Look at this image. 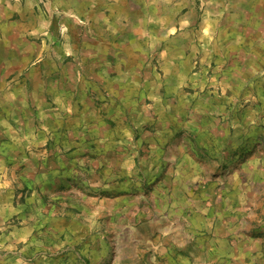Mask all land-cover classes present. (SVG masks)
<instances>
[{
    "label": "crops",
    "instance_id": "1",
    "mask_svg": "<svg viewBox=\"0 0 264 264\" xmlns=\"http://www.w3.org/2000/svg\"><path fill=\"white\" fill-rule=\"evenodd\" d=\"M243 1L228 42L197 43L211 51L208 72L203 62L193 71L188 32L162 24L152 39L146 19L125 33L90 37L88 69L76 57L66 61L73 75L61 68L64 57H52L48 70L46 59L22 47L24 36L0 35V139L22 152H1L0 162L18 161V179L43 184L46 140H72L81 130L84 145L115 151L116 175L99 187L98 203L79 208L85 217L72 219L73 243L86 237L89 252L69 250L66 262L58 253L52 264L264 262V0ZM174 62L182 67L161 70ZM49 75L59 86L45 88ZM49 130L58 132L49 139ZM29 161L36 162L31 172L22 167ZM29 188L0 187V264L42 259L16 246L22 227H3L9 209L27 210L28 198L14 195ZM94 211L105 215L110 234H95L86 221Z\"/></svg>",
    "mask_w": 264,
    "mask_h": 264
},
{
    "label": "rangeland",
    "instance_id": "2",
    "mask_svg": "<svg viewBox=\"0 0 264 264\" xmlns=\"http://www.w3.org/2000/svg\"><path fill=\"white\" fill-rule=\"evenodd\" d=\"M248 4L243 0H0V35L18 38L24 36L26 43L22 47L30 48L34 56L39 55L43 60L46 59L48 70L53 68L52 57H64L61 68L64 67L68 75H73L74 65L66 64V61L76 57L86 66L84 70L88 69L86 59L84 60L85 51L92 50V46L94 50L96 45L90 37H100L102 32L125 33L124 31L134 27L137 21L146 19L148 35L153 37L152 39H156V31L162 24L168 27V31L176 32L175 27H180L179 30L188 32L190 43L193 45L189 54L197 61L191 62L193 71L203 62L208 72L211 51L203 50L201 46V49L197 50V43L211 47L214 41L228 42V24L236 19L242 20L246 12L245 6ZM204 57L206 59L202 60ZM199 58L201 62H198ZM172 64L170 67H162L161 70H178L182 67L175 62ZM45 85L46 89L59 86L51 75L45 80ZM261 101L264 99L258 98V102ZM237 102H244V99L240 97ZM56 131L58 132L46 131V136L50 139ZM73 132L72 140H58L54 137L53 140H46L43 184H37L35 178L18 179L17 174L21 167L18 161L0 162V187H30L26 196L14 195L21 201L28 198V208L19 211L15 206L8 210L11 219L3 224L5 233L15 227H22L19 232L23 240L13 245L19 247L23 244L29 255H39L42 258L39 264H52L58 253L62 254L61 257L65 256L66 262L69 250H77V255L89 252L85 248H89L92 243L86 241V237L76 239V243H73L72 219L81 215L85 217L86 211L80 210V207L98 203L99 187L115 176V170L118 169L117 163L112 161L114 150H110L106 144L96 142L84 145L85 132ZM128 135L133 136V133ZM29 149L31 153L35 152L34 147ZM1 152L22 154L21 149L4 144L3 138L0 139V155H4ZM25 164L26 166L22 164L23 168L33 171L36 162L29 161ZM135 199L136 196L132 198ZM109 202V208H112L119 200L114 198ZM108 211L104 209L103 212ZM114 212L124 213L119 211V207L115 208ZM99 214V211H94V217L91 219L89 214L86 221L93 225L95 234L98 235L102 231L110 234L107 221L102 220L105 215ZM93 239H96V236ZM98 244L100 245V242ZM101 263H104V260L92 259V264ZM111 263L112 261L108 264Z\"/></svg>",
    "mask_w": 264,
    "mask_h": 264
}]
</instances>
